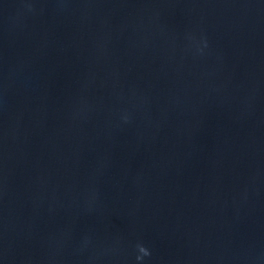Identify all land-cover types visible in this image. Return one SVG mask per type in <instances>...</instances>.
<instances>
[{"label": "water", "instance_id": "95a60500", "mask_svg": "<svg viewBox=\"0 0 264 264\" xmlns=\"http://www.w3.org/2000/svg\"><path fill=\"white\" fill-rule=\"evenodd\" d=\"M0 264H264V0H0Z\"/></svg>", "mask_w": 264, "mask_h": 264}, {"label": "clouds", "instance_id": "9594fccd", "mask_svg": "<svg viewBox=\"0 0 264 264\" xmlns=\"http://www.w3.org/2000/svg\"><path fill=\"white\" fill-rule=\"evenodd\" d=\"M141 251H144V252H145V254H147V253H146V250H144V249H141Z\"/></svg>", "mask_w": 264, "mask_h": 264}]
</instances>
